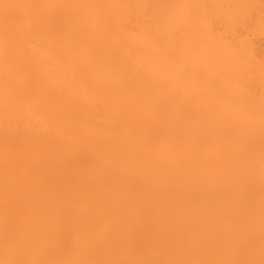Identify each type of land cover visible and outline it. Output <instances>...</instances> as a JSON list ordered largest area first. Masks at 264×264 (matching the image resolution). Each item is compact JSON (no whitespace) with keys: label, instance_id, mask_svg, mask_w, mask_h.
Returning a JSON list of instances; mask_svg holds the SVG:
<instances>
[{"label":"bare ground","instance_id":"1","mask_svg":"<svg viewBox=\"0 0 264 264\" xmlns=\"http://www.w3.org/2000/svg\"><path fill=\"white\" fill-rule=\"evenodd\" d=\"M262 34L264 0H0V264H264Z\"/></svg>","mask_w":264,"mask_h":264},{"label":"rangeland","instance_id":"2","mask_svg":"<svg viewBox=\"0 0 264 264\" xmlns=\"http://www.w3.org/2000/svg\"><path fill=\"white\" fill-rule=\"evenodd\" d=\"M222 31H223V30H222ZM258 33H259V31H258ZM260 34H261V33H260ZM260 34H259V35H260ZM259 35H258V36H259ZM262 35H263V36H259V37H262V38H263V39L261 40V44L264 45V34H262ZM256 37H257V36H256ZM258 39L260 40L261 38H258Z\"/></svg>","mask_w":264,"mask_h":264}]
</instances>
